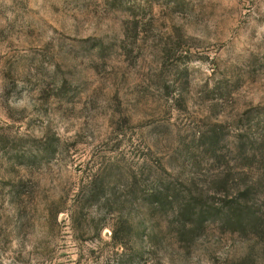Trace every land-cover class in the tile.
I'll return each instance as SVG.
<instances>
[{
  "label": "rangeland",
  "instance_id": "obj_1",
  "mask_svg": "<svg viewBox=\"0 0 264 264\" xmlns=\"http://www.w3.org/2000/svg\"><path fill=\"white\" fill-rule=\"evenodd\" d=\"M0 264H264V0H0Z\"/></svg>",
  "mask_w": 264,
  "mask_h": 264
}]
</instances>
